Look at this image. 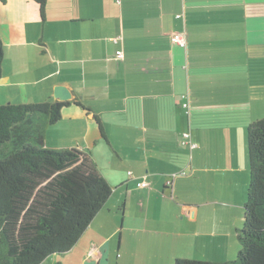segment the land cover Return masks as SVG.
Wrapping results in <instances>:
<instances>
[{"label": "crops", "instance_id": "crops-1", "mask_svg": "<svg viewBox=\"0 0 264 264\" xmlns=\"http://www.w3.org/2000/svg\"><path fill=\"white\" fill-rule=\"evenodd\" d=\"M0 46V106L62 102L64 86L81 106L62 108L45 145L90 151L112 188L58 264L233 260L247 129L264 118V0H46L43 15L6 0ZM189 127L192 151L179 143Z\"/></svg>", "mask_w": 264, "mask_h": 264}, {"label": "trees", "instance_id": "trees-1", "mask_svg": "<svg viewBox=\"0 0 264 264\" xmlns=\"http://www.w3.org/2000/svg\"><path fill=\"white\" fill-rule=\"evenodd\" d=\"M35 1L43 15L46 0ZM2 60L0 46V77ZM70 103L81 106L77 101L0 106V264H42L68 253L111 196L90 151L45 145V128L57 123ZM181 107L189 120L192 109ZM190 127L179 140L188 150L196 144ZM184 133L189 135L186 145ZM247 145L250 176L236 231V260L177 259L174 264H264V118L248 125ZM182 172L168 175L166 185Z\"/></svg>", "mask_w": 264, "mask_h": 264}, {"label": "built area", "instance_id": "built-area-1", "mask_svg": "<svg viewBox=\"0 0 264 264\" xmlns=\"http://www.w3.org/2000/svg\"><path fill=\"white\" fill-rule=\"evenodd\" d=\"M172 41L176 44V45H178L179 47H181V48H184L185 46H186V40H185V37L181 34V33H178V34H175V35H173L172 36ZM121 56V52H117V57H120ZM187 99V98H186ZM183 106L184 107H189V104H188V102L186 101V102H184L183 103ZM183 138H184V144L186 145L188 142H187V139L189 138V135L187 134V133H184L183 134ZM190 148H195L196 147V144H191L190 146H189ZM185 173L184 172H182V173H180V175H184ZM139 186L140 187H144L145 186V183H141V184H139Z\"/></svg>", "mask_w": 264, "mask_h": 264}, {"label": "water", "instance_id": "water-1", "mask_svg": "<svg viewBox=\"0 0 264 264\" xmlns=\"http://www.w3.org/2000/svg\"><path fill=\"white\" fill-rule=\"evenodd\" d=\"M54 98L61 101H68L71 98V95L64 86H58L55 88Z\"/></svg>", "mask_w": 264, "mask_h": 264}, {"label": "rangeland", "instance_id": "rangeland-1", "mask_svg": "<svg viewBox=\"0 0 264 264\" xmlns=\"http://www.w3.org/2000/svg\"><path fill=\"white\" fill-rule=\"evenodd\" d=\"M61 258H64V257H62L61 255L60 256L56 255V256H53V257L46 259L42 264H58L60 262ZM236 258H237V250L235 252V256H234L233 260H231V261H235Z\"/></svg>", "mask_w": 264, "mask_h": 264}, {"label": "clouds", "instance_id": "clouds-1", "mask_svg": "<svg viewBox=\"0 0 264 264\" xmlns=\"http://www.w3.org/2000/svg\"><path fill=\"white\" fill-rule=\"evenodd\" d=\"M116 55H117V53H116ZM182 97H185V96H182ZM186 98H187V99H186ZM185 99H186V101L188 102V100H189V96L185 97ZM186 101H185V102H186ZM62 102H66V101H62ZM188 104H189V102H188ZM182 105H183V103H182ZM195 148H196V147H195ZM189 149H190V150H193L194 148H190V147H189ZM183 172H184L185 174H184V175H181V177L187 175V173H186L185 171H183ZM142 183H145V182H142ZM139 184H141V183H139ZM139 184L137 185L138 187H140ZM146 186H147V185H146V183H145V186H144V187H146Z\"/></svg>", "mask_w": 264, "mask_h": 264}]
</instances>
